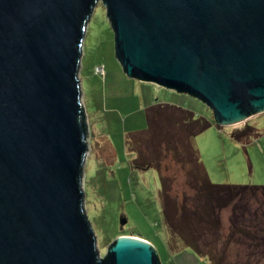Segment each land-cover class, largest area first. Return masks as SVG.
Listing matches in <instances>:
<instances>
[{
  "label": "water",
  "instance_id": "95a60500",
  "mask_svg": "<svg viewBox=\"0 0 264 264\" xmlns=\"http://www.w3.org/2000/svg\"><path fill=\"white\" fill-rule=\"evenodd\" d=\"M98 1L128 77L200 99L219 127L264 113V0H0V264H160L133 235L102 258L83 210L79 70Z\"/></svg>",
  "mask_w": 264,
  "mask_h": 264
},
{
  "label": "rangeland",
  "instance_id": "374dc122",
  "mask_svg": "<svg viewBox=\"0 0 264 264\" xmlns=\"http://www.w3.org/2000/svg\"><path fill=\"white\" fill-rule=\"evenodd\" d=\"M81 57L79 78L87 140L82 176L83 210L95 233L100 256L106 254L114 237L129 233L154 243L160 264H196L190 257H185L187 250L181 246L183 243L173 239L166 226L157 170L153 167L139 169L131 164L133 155L129 153L127 143L143 134V144L137 148L154 155L157 138L142 130L146 127V107L157 101L174 103L213 122L192 142L212 182L264 185V113L247 120L250 129L237 139L232 133L244 128L246 121L218 127L211 109L200 99L128 77L116 57L113 28L101 1L94 6L87 23ZM99 66L103 68L102 72L97 71ZM180 138L179 132L173 134L174 142L182 146L184 143ZM158 149L162 152L160 145ZM180 152L187 156L186 151ZM163 159L162 164H171L176 174L175 185L190 194V189L183 183L181 164L169 156ZM178 199H182V194ZM228 213L222 211L220 214L224 234L230 230ZM202 234L205 241L212 238L208 229ZM225 237L221 234V239ZM220 244L215 243L216 250L220 249ZM229 246L231 256L228 259L234 260L237 258L235 250L240 246L234 241ZM242 256L245 255L241 254L237 259ZM195 258L200 259L197 255ZM197 264L209 262L204 258Z\"/></svg>",
  "mask_w": 264,
  "mask_h": 264
},
{
  "label": "trees",
  "instance_id": "16d2710c",
  "mask_svg": "<svg viewBox=\"0 0 264 264\" xmlns=\"http://www.w3.org/2000/svg\"><path fill=\"white\" fill-rule=\"evenodd\" d=\"M145 114L146 127L142 130L157 138L154 155L143 153L137 148L140 143L143 144V134L135 141L129 139L127 146L129 153L133 155L131 164L144 170L153 167L159 174L162 211L172 238L179 241V244L183 243L181 246L185 247L186 252L207 259L209 264H239V261L241 264H260L264 261V185L219 184L210 180L192 143L197 135L211 126L213 122L208 119L198 116L188 108L158 101L147 106ZM248 123L246 121L241 130L236 129L232 133L234 137L239 139L247 134L250 129ZM178 132L182 135V146L172 139L173 134ZM158 145L162 147V152ZM180 151H186L187 156ZM168 156L181 164L183 183L190 189V194L175 185L176 174L172 171L171 164H162L163 158ZM166 169L169 172L164 174ZM179 194H182V199H178ZM222 211H229L227 225L230 230L226 234L221 231ZM207 229L212 232L209 241L202 238V232L205 233ZM219 233L225 235V239H221ZM121 235L125 234L117 236ZM139 237L151 242L143 236ZM232 241L240 246L235 250L237 258L241 254L245 256L228 259L231 256L229 244ZM217 242L221 245L219 250L214 246ZM255 256L259 257L253 259Z\"/></svg>",
  "mask_w": 264,
  "mask_h": 264
},
{
  "label": "crops",
  "instance_id": "0c3cea01",
  "mask_svg": "<svg viewBox=\"0 0 264 264\" xmlns=\"http://www.w3.org/2000/svg\"><path fill=\"white\" fill-rule=\"evenodd\" d=\"M185 257H190L196 264L199 263V260H203V258L199 257L200 259L197 261L195 255L191 252H185Z\"/></svg>",
  "mask_w": 264,
  "mask_h": 264
},
{
  "label": "built area",
  "instance_id": "2783aa9c",
  "mask_svg": "<svg viewBox=\"0 0 264 264\" xmlns=\"http://www.w3.org/2000/svg\"><path fill=\"white\" fill-rule=\"evenodd\" d=\"M100 66H103V64H100ZM100 66L98 67L97 71L100 69V71H99V72H102V71H103V68H102V67H100ZM97 71H96V72H97Z\"/></svg>",
  "mask_w": 264,
  "mask_h": 264
},
{
  "label": "flooded vegetation",
  "instance_id": "af4514ba",
  "mask_svg": "<svg viewBox=\"0 0 264 264\" xmlns=\"http://www.w3.org/2000/svg\"><path fill=\"white\" fill-rule=\"evenodd\" d=\"M104 256H105V254H104ZM104 256H102V258H104Z\"/></svg>",
  "mask_w": 264,
  "mask_h": 264
}]
</instances>
